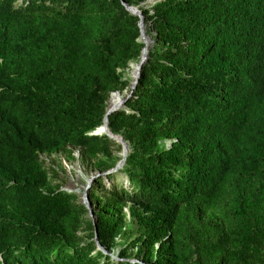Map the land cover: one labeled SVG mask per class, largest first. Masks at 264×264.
<instances>
[{"label": "trees", "instance_id": "16d2710c", "mask_svg": "<svg viewBox=\"0 0 264 264\" xmlns=\"http://www.w3.org/2000/svg\"><path fill=\"white\" fill-rule=\"evenodd\" d=\"M140 9L153 42L108 116L128 154L89 186L90 219L40 155L121 149L92 131L130 87L139 18L121 0H0V264H264V0ZM93 222L137 261L99 250Z\"/></svg>", "mask_w": 264, "mask_h": 264}, {"label": "rangeland", "instance_id": "374dc122", "mask_svg": "<svg viewBox=\"0 0 264 264\" xmlns=\"http://www.w3.org/2000/svg\"><path fill=\"white\" fill-rule=\"evenodd\" d=\"M144 1L140 2L137 5L139 9L140 7L150 8L158 0H150L149 2H144ZM148 32L149 33H147V36L150 38V40H152L151 38L152 31H148ZM131 62H136V61H131ZM130 63L127 68L123 69L122 72H123V76L129 79V83L131 86L130 74L132 70ZM119 70L121 71V69ZM129 92H130V87L127 90L122 91L120 93L123 94V97H126L127 94H129ZM111 99L109 101L108 98L107 106H110ZM117 145L121 147L119 143H117ZM108 150L111 152V158L113 159V161H115V164L108 168L111 169L115 167L116 163L122 158V154H121L122 147L121 149L118 150V146H110ZM103 152H104L103 150L99 151L97 153V158L82 161L79 148L69 146L67 147L66 151L55 152L50 154L43 153L40 155V158L44 163V167L46 168L48 175H50V180L52 184L58 185L61 190L74 194L75 197L78 199V201L81 202L83 191L86 188V186H90L92 181L96 177L102 175V173L106 171V170H102L101 167H99L96 164L97 160L104 159L106 163L112 161V159L110 160L109 158H107V156L103 154ZM111 173L118 175V172L116 171ZM123 179L124 177L120 175L119 177L116 176L115 178L117 182L124 185ZM124 212L126 213V219L129 220L130 216L127 207L124 208ZM85 217L91 219L88 209ZM135 251H136L135 247L127 245V243L122 237H117L115 240V245L112 247L111 251L107 254H109V256L112 259L118 260L119 253L124 252L126 256L130 257V260L137 261V259L134 258Z\"/></svg>", "mask_w": 264, "mask_h": 264}, {"label": "water", "instance_id": "95a60500", "mask_svg": "<svg viewBox=\"0 0 264 264\" xmlns=\"http://www.w3.org/2000/svg\"><path fill=\"white\" fill-rule=\"evenodd\" d=\"M144 2H147V0H145ZM121 3L123 4V6L125 7V9L132 15L138 16L139 18V22H138V26L140 28V33H141V38H144L143 35V27L144 23H143V15H142V11L141 9L138 8L137 5H129L127 4L124 0H121ZM143 42V41H142ZM145 42L144 41V46L141 49V55H140V59L138 61V65H137V71H136V75L134 77V81L132 82L131 86H130V92L129 94H127L126 97L120 99V101L114 105L108 106L106 113L104 115L103 118V123L101 126L97 127L95 130L92 131L93 134H105L107 135L111 140L116 141L117 143H119L122 147V158L116 163L115 167L108 169L106 171H104L102 173V175L104 174H108L114 171H117L119 168H121L125 162V158L128 154V145L127 142L123 139V137L119 134H114L111 132V130L108 127V116L116 109H118L121 105H123V103L127 100V98L129 97V95L131 94V92L134 90V88L136 87V83L139 79L140 76V72H141V68L144 65L145 61L147 60V56H148V50L145 51V54L143 55V51L145 48ZM153 40H150V43H152ZM112 93H119V91H115ZM111 93V94H112ZM88 188L89 186H86V188L83 191V195H82V201L81 203L85 205V207L89 210V214L91 216V218H93V210L90 206L89 203V199H88ZM94 223V222H93ZM95 226V241H96V246L99 250H101L103 253H107L106 250L101 246V244L99 243L98 239H97V229H96V225L94 223Z\"/></svg>", "mask_w": 264, "mask_h": 264}, {"label": "bare ground", "instance_id": "6f19581e", "mask_svg": "<svg viewBox=\"0 0 264 264\" xmlns=\"http://www.w3.org/2000/svg\"><path fill=\"white\" fill-rule=\"evenodd\" d=\"M150 0H147V2H149ZM143 35H144V38H141V40L145 42V48H144V51H143V55L145 54V51L148 50V47H149V44H150V38L147 36V33H146V28L143 27ZM131 65V74H130V77H131V84L132 82L134 81V77L136 75V71H137V65L138 63L136 62H133ZM114 95H112V99H111V102H110V106L111 105H114L116 103H118L120 101V99L124 98L123 97V94H121L120 92L119 93H113Z\"/></svg>", "mask_w": 264, "mask_h": 264}, {"label": "built area", "instance_id": "2783aa9c", "mask_svg": "<svg viewBox=\"0 0 264 264\" xmlns=\"http://www.w3.org/2000/svg\"><path fill=\"white\" fill-rule=\"evenodd\" d=\"M167 145H168V143H167Z\"/></svg>", "mask_w": 264, "mask_h": 264}]
</instances>
